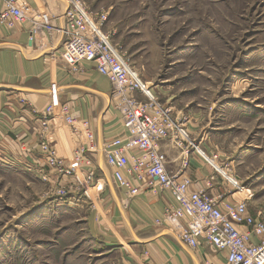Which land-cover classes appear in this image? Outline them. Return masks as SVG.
<instances>
[{"label":"rangeland","instance_id":"1","mask_svg":"<svg viewBox=\"0 0 264 264\" xmlns=\"http://www.w3.org/2000/svg\"><path fill=\"white\" fill-rule=\"evenodd\" d=\"M48 1L54 9L58 7L55 12L67 6V0ZM83 1L94 13H108L104 31L138 71L148 94H154L175 118L189 122L193 114H215L211 127L218 121L223 129L206 146L226 154L222 160L220 156L213 159L201 150L213 166L233 178L224 167L235 155L231 150L237 148L235 157L241 162L237 173L253 194L250 210L264 212V0ZM42 3V14L51 15L47 1ZM20 6L35 15V8L24 0ZM138 96L147 100L144 93ZM38 149L36 142L33 151ZM71 153L64 160L66 165L75 163ZM9 157L21 161L0 141V264L123 262V255L129 253L111 251V244L91 232L93 203L77 204L85 197L94 202L102 199L97 192L103 183L88 188L86 194L82 188L76 190L80 195L71 200L73 195L60 194L65 183L72 185L70 176L50 182V168L12 166L4 161ZM207 255L201 264H225L223 259L217 261L210 248Z\"/></svg>","mask_w":264,"mask_h":264},{"label":"built area","instance_id":"2","mask_svg":"<svg viewBox=\"0 0 264 264\" xmlns=\"http://www.w3.org/2000/svg\"><path fill=\"white\" fill-rule=\"evenodd\" d=\"M20 2L3 0L0 24L14 27L31 20L30 38L38 40L51 35V30H55L51 20L60 16L64 25L56 28L62 38L56 50L58 54L71 66L93 62L97 71L110 80L111 99L112 103L116 101V109L121 115L123 133L105 142L102 152L116 187L132 197L144 188L159 186L172 195L174 204L164 210L157 223L170 229L183 243L194 250L206 249L204 256H208L207 248H210L224 258L225 264H264V212H251L252 190L236 179L229 165L224 169L229 170L233 178L214 166L222 180L224 177L228 180V195L215 197L207 191L215 177L209 179L207 188L191 189L193 181L184 175L190 154L204 156L206 152H202L203 148L189 134L186 121L175 118L154 94H148V87L143 84L138 71L114 45L110 34L104 31L108 13H94L83 0H67L66 8L59 15L43 14L45 19L39 20L35 15L27 14ZM138 93H144L147 100L139 99ZM41 121L44 126L38 140L39 159L43 162L41 170L50 168L61 181L71 177L73 186H65V183L60 190L61 196L70 194L73 195L71 200H75L79 194L76 190L82 188L86 194L88 188H96L100 181L97 179L100 168L97 146L91 147L86 140L81 142L73 152L75 163L70 161L71 165H66L65 159L59 156L57 148L45 135L50 128L66 125L76 140H81L84 133L91 139L92 130L88 124L75 116L73 108L62 103L57 93L42 113ZM167 139L182 150V164L175 173L168 170L167 155L160 146ZM208 156L218 158L217 154ZM4 161L12 166H31L29 162L16 161L12 157ZM72 187L74 190H69ZM254 237L258 240L255 241Z\"/></svg>","mask_w":264,"mask_h":264},{"label":"crops","instance_id":"3","mask_svg":"<svg viewBox=\"0 0 264 264\" xmlns=\"http://www.w3.org/2000/svg\"><path fill=\"white\" fill-rule=\"evenodd\" d=\"M24 1L35 8L36 17L43 16L40 1L43 5L47 1L46 6L51 10V15H59L65 8L55 12L58 7L55 10L48 0ZM2 7L3 0H0V10ZM59 17L51 20L55 30L64 25ZM32 26L31 20L18 23L14 27L0 24L1 146L11 149L15 156L21 158V162H29L31 169L38 171L37 168L43 162L39 159L40 151H33V148L36 147L40 133L44 131L41 124L42 113L54 93H57L59 100L69 104L74 115L84 120L92 130L91 139L84 136L80 142L75 143L76 139L70 136L68 126L50 128L45 135L57 148L60 157L67 158V154L73 153L76 146L85 140L91 147L97 146L98 149L99 171L104 177H100L99 171L97 172V179L100 181L96 188L103 183V188L100 187L97 192L103 198L94 202L93 198L90 200L85 197L77 202L81 206L85 201L93 203L89 213L91 232L100 236L105 243L111 244V251L116 249L129 253L127 256L123 255L121 264H201L206 249L198 251L190 248L175 237L170 229L157 223L164 210L174 204L169 192L155 186V189L144 188L140 194L129 197L113 183L111 169L105 162L102 149L105 142L123 133V124L119 111L112 106L110 80L96 70L93 62H84L79 66L68 64L56 51L61 43V36L57 31L41 39L31 40ZM215 119L217 120L213 113L210 117L193 114L186 123L191 137L201 140L199 144L203 150L210 155L217 154L222 160L226 154L222 149L206 146L223 129L218 121L216 126L211 127V123L215 124ZM160 146L167 155L168 170L177 172L182 164V150L169 139L162 141ZM234 152L236 155L237 148L231 150V154ZM235 155L227 165L243 181L237 173L241 162ZM49 175L52 180L50 182L59 179L53 170ZM184 175L192 179V190L207 188L209 179L215 177V182L207 191L215 197L229 194L228 183L220 179L213 164L201 154H190ZM105 179L109 183L112 197L106 188ZM254 240L258 239L254 237ZM216 259L224 260L221 255H216Z\"/></svg>","mask_w":264,"mask_h":264},{"label":"bare ground","instance_id":"4","mask_svg":"<svg viewBox=\"0 0 264 264\" xmlns=\"http://www.w3.org/2000/svg\"><path fill=\"white\" fill-rule=\"evenodd\" d=\"M60 1V0H59ZM60 156V155H59ZM176 237V236H175Z\"/></svg>","mask_w":264,"mask_h":264}]
</instances>
